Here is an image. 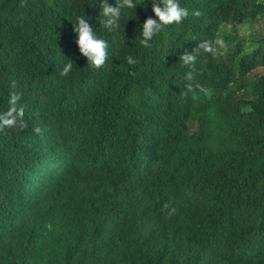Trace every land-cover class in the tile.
Instances as JSON below:
<instances>
[{
    "label": "trees",
    "instance_id": "obj_1",
    "mask_svg": "<svg viewBox=\"0 0 264 264\" xmlns=\"http://www.w3.org/2000/svg\"><path fill=\"white\" fill-rule=\"evenodd\" d=\"M134 2L109 31L100 0H0V113L16 93L26 124L0 131V264H264V36L234 34L264 0H179L147 48Z\"/></svg>",
    "mask_w": 264,
    "mask_h": 264
},
{
    "label": "clouds",
    "instance_id": "obj_2",
    "mask_svg": "<svg viewBox=\"0 0 264 264\" xmlns=\"http://www.w3.org/2000/svg\"><path fill=\"white\" fill-rule=\"evenodd\" d=\"M152 11L157 19L151 17L147 18L142 25V32L140 43L144 47H150L151 41L161 33L167 26L172 24L182 23L189 15L188 10L181 7L179 0H152ZM138 4L134 0H115V6H110L107 0H100L101 8V22L104 27L113 31L120 27V20L122 17V10L124 9H136ZM198 15V13H196ZM90 17L80 15L76 18V23L73 25V30L77 36L76 44L78 46L80 54L86 58L87 64L99 69L105 65L108 60V43L100 38L96 30L90 24ZM215 45L224 48L225 42L222 39H216ZM198 49H203L205 52L215 54L216 49L211 46L210 42H205L198 45ZM196 57L192 54L184 53L179 57V60L184 65H189ZM126 61L129 65H135L138 60L132 56L126 57ZM73 68V62L69 60V63L64 66L61 75H68ZM20 100L19 95L13 93L10 97V108L5 113H0V131L5 128H25L24 123V108L18 106ZM33 131L36 134H41L42 129L39 126L34 127Z\"/></svg>",
    "mask_w": 264,
    "mask_h": 264
},
{
    "label": "rangeland",
    "instance_id": "obj_3",
    "mask_svg": "<svg viewBox=\"0 0 264 264\" xmlns=\"http://www.w3.org/2000/svg\"><path fill=\"white\" fill-rule=\"evenodd\" d=\"M252 30L254 32V34H252ZM227 32V29L225 27H222L219 34L222 36L224 35L225 33ZM264 26H259V24H256L254 27H252L250 29L249 26H238L236 29H235V32L234 34L240 38V39H248L249 36L251 35L252 37L253 36H256V37H259V36H264ZM225 52V50H223Z\"/></svg>",
    "mask_w": 264,
    "mask_h": 264
}]
</instances>
